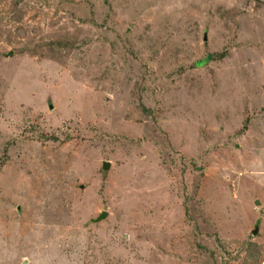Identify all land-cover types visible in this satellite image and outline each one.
I'll return each instance as SVG.
<instances>
[{
	"label": "rangeland",
	"instance_id": "1",
	"mask_svg": "<svg viewBox=\"0 0 264 264\" xmlns=\"http://www.w3.org/2000/svg\"><path fill=\"white\" fill-rule=\"evenodd\" d=\"M0 264H264V0H0Z\"/></svg>",
	"mask_w": 264,
	"mask_h": 264
},
{
	"label": "water",
	"instance_id": "2",
	"mask_svg": "<svg viewBox=\"0 0 264 264\" xmlns=\"http://www.w3.org/2000/svg\"><path fill=\"white\" fill-rule=\"evenodd\" d=\"M205 38H206V37H205ZM205 40H206V39H205ZM11 54H13V51H9V52H8V55H11ZM51 107H52V104H51ZM110 165H111V164H110L108 161H107V162H104L103 165H102V169H103V171H107V169H109ZM256 203L259 204V205L261 204V202H260L259 199H256ZM106 217H108V211H102V212L100 213V215H98L97 217L91 219V221L97 223V222H99V221L105 219ZM258 232H259V226H258V224H257V225L255 226V228L253 229V234L257 235Z\"/></svg>",
	"mask_w": 264,
	"mask_h": 264
},
{
	"label": "trees",
	"instance_id": "3",
	"mask_svg": "<svg viewBox=\"0 0 264 264\" xmlns=\"http://www.w3.org/2000/svg\"><path fill=\"white\" fill-rule=\"evenodd\" d=\"M224 54H225L224 52L208 53L207 56L205 57V60L208 63L213 59L224 57Z\"/></svg>",
	"mask_w": 264,
	"mask_h": 264
},
{
	"label": "flooded vegetation",
	"instance_id": "4",
	"mask_svg": "<svg viewBox=\"0 0 264 264\" xmlns=\"http://www.w3.org/2000/svg\"><path fill=\"white\" fill-rule=\"evenodd\" d=\"M257 224H258V223H257ZM257 224H256V225H257Z\"/></svg>",
	"mask_w": 264,
	"mask_h": 264
}]
</instances>
